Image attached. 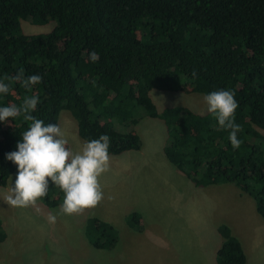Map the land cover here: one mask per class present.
<instances>
[{
	"label": "trees",
	"instance_id": "trees-1",
	"mask_svg": "<svg viewBox=\"0 0 264 264\" xmlns=\"http://www.w3.org/2000/svg\"><path fill=\"white\" fill-rule=\"evenodd\" d=\"M22 18L56 26L25 35ZM93 50L99 54L95 63L88 60ZM21 69L25 76L39 73L42 81L25 89L11 80ZM0 78L11 86L0 104L37 95L34 115L58 123L62 111L70 112L83 140L109 135L110 156L143 148L136 133L117 125L129 129L144 117L162 120L164 153L195 187L232 184L255 201L264 219V0H0ZM220 88L232 89L238 102L237 149L209 113L188 107L160 112L150 95L155 89L205 94ZM26 127L22 119L0 123V188L17 171L4 155L15 150ZM62 199L50 185L42 203L59 207ZM126 223L142 230L137 212ZM218 231L224 242L217 263L246 264L231 228ZM85 236L98 250L111 251L120 240L99 217L87 220ZM7 237L0 220V243Z\"/></svg>",
	"mask_w": 264,
	"mask_h": 264
},
{
	"label": "rangeland",
	"instance_id": "rangeland-1",
	"mask_svg": "<svg viewBox=\"0 0 264 264\" xmlns=\"http://www.w3.org/2000/svg\"><path fill=\"white\" fill-rule=\"evenodd\" d=\"M21 26L25 35H35L49 33L56 23L52 21L38 26L22 18ZM150 95L160 112L170 107H188L199 114L208 113L202 99L204 94L200 92L190 89L179 92L155 89ZM58 123L65 131L68 146L78 150L85 140L79 136L77 122L71 113L62 111ZM121 126L117 125V130L136 133L143 142V148L139 153L110 156V169L100 178L105 196L97 205L79 213L58 215L56 222L50 223L48 214L58 212L59 207H49L39 201L36 206H10L4 201L9 181L6 187L0 188V219L7 220L10 239L21 238L25 241L20 251L16 244L10 247V243H0V264H42L41 259L44 258V264H58L59 260L63 264H103L95 263V260L105 252L111 256L105 264H199V260L204 258L203 254L208 252V247L209 253H212V248L221 245L222 240L224 242L218 231L220 225L229 226L234 219L239 222L246 208L251 209L249 213L259 219V222H253L250 230V236L253 234L250 238L254 240L252 243L250 240L249 247L245 244L246 264H264V219L257 213L255 201L251 197L232 184L199 188L197 194L194 193L197 190H186L182 184L171 180V177L180 174L193 187L191 181L164 153L168 135L162 120L144 117L129 129ZM148 159L155 162V166L131 165ZM125 164L129 166L119 168V165ZM16 173L11 176L12 179H15ZM166 193L170 197H165ZM188 199L191 201L190 206L202 207L201 228L186 226L187 221L181 209L185 208ZM133 212H141L144 222L148 224L136 235L135 242L128 228L121 227L128 225L126 218ZM106 215L113 219V225L119 230L121 253L115 249H94L85 236L87 220L90 217L103 220V217L107 218ZM162 224L169 225L166 231ZM232 227L236 228L234 224ZM202 240L205 241L204 248ZM41 246L45 252L50 249L51 253L42 257L41 251L37 253Z\"/></svg>",
	"mask_w": 264,
	"mask_h": 264
},
{
	"label": "clouds",
	"instance_id": "clouds-1",
	"mask_svg": "<svg viewBox=\"0 0 264 264\" xmlns=\"http://www.w3.org/2000/svg\"><path fill=\"white\" fill-rule=\"evenodd\" d=\"M88 60L97 62L99 54L89 51ZM11 80L29 89L39 84L42 76L39 73L25 76L21 69ZM10 87L6 78H0V96L7 95ZM202 99L218 128L227 131L233 149L239 148L242 140L238 133L242 128L235 122L238 102L233 90H212ZM39 103L37 95H30L20 104H0V123L8 124L17 119L27 122L15 150L4 155V159L17 168L15 179L10 176L4 201L14 207L36 206L48 195L50 185L57 187L63 193L60 210L50 212L47 217L50 223H55L58 215L79 213L104 199L100 178L110 169L111 140L109 135L100 134L97 138L83 141L78 150H73L68 146L61 124L46 123L34 115Z\"/></svg>",
	"mask_w": 264,
	"mask_h": 264
},
{
	"label": "crops",
	"instance_id": "crops-1",
	"mask_svg": "<svg viewBox=\"0 0 264 264\" xmlns=\"http://www.w3.org/2000/svg\"><path fill=\"white\" fill-rule=\"evenodd\" d=\"M129 152L139 153L140 151H129ZM119 156H121V155H119ZM142 164H145V165L148 164V167H150L152 165L155 166V162H153L150 159H148L146 161H143V162H136V163L131 164V165L138 167V165H142ZM124 166H129V164H125V165H122V166L119 165V168L120 167L123 168ZM169 171H171V169H169ZM167 177H169V176H167ZM171 180L173 182H178L179 184H182L186 190H188V188L191 189V190H197V192H194L195 194H197L198 191H199V188L195 187L194 185L192 187L190 184H188L187 182H185L184 181V178H182V176H180V174L179 175H176L175 177H171ZM173 187H175V184L173 185ZM195 194H192V195L195 196ZM166 196L170 197L167 193L165 194V197ZM190 203H191V201L189 202V199H188V201L186 202L185 208L181 209L183 211V212H181V214L183 215V217L185 216V219L187 221L186 226L192 227L194 229L195 228H201V224L203 223L202 222V219L200 217L201 212H202V209H201L202 207L201 208H199L198 206L193 207V206H190ZM219 210H220V208L218 207V211ZM251 211H252L251 209H247L246 208V211L243 214V216H245L244 218L242 216L239 219V222L237 221V219H234L233 223H231V222L229 223V227L231 228L232 233L240 240V242L242 243L243 249H244V251H245L246 254H247V252L245 250V248H246L245 247V244H248V247H249L250 246V240H251V243H252V240H254V238H250V237H253V234H252V236H250L251 226H252L253 222H259V219H258L257 216H253V215H251V213H249ZM219 213L220 214H224L223 212H219ZM139 214L141 215V223L140 224H141V228L143 230V228L146 227V226H148V224H146L144 222V217H143L142 213L140 212ZM106 217H107V215H106ZM103 218H104L103 219L104 221L109 222V223H111L113 225V221H112L113 219L111 220L110 217H107V218L103 217ZM0 220L2 221L4 227H5L6 231H7V234H8V237H7L6 241L3 242V243H10V245H11L10 247H12V244H16V247H18L19 248V251H20L21 248L24 247L25 241L23 239H21V238H16L15 240L14 239H10V229H9V225H8L7 220L5 218L0 219ZM232 224H234V226L236 227L235 229H234V227H232ZM123 226H125L126 228H128V230L131 232V234L133 236V242H135L136 241V235L138 233H140L142 230L139 231V230L132 229L128 225H122L121 227H123ZM162 226L165 228V231H166V228L169 227V225H164V224H162ZM171 230H174V229L172 228ZM168 231H169V229H168ZM220 244L221 245L223 244V240L221 241ZM202 245H203V248H204V246H205V241L204 240H202ZM221 245L215 246L214 248H212V250H211L212 253H209V248L210 247H208V252L205 253V254H203L204 255V258H202L201 260H199V264H218L217 261H216V254H217V251L220 249ZM44 250H45V248H43L41 246L40 249L37 250V253L39 254V252L41 251L42 257H45V255L51 253V250L50 249L48 251L46 250V252ZM115 250L118 253H121L122 252L120 240H119V243H118L117 247L115 248ZM57 251L60 252V253L62 252L61 249H57ZM108 253L110 254L111 252H108ZM121 257L124 259V256L123 255ZM110 258H111V256L108 255V254H106V252H105V254H102L101 258H97L95 260V263L103 262V264H105V262L106 261L108 262ZM41 260L39 259L38 261L39 262L41 261L42 264H44L45 261H46L45 258L44 259H41ZM124 261H125V259L123 260V262ZM53 263H55V262H53ZM58 264H63V262H61V260H59Z\"/></svg>",
	"mask_w": 264,
	"mask_h": 264
}]
</instances>
